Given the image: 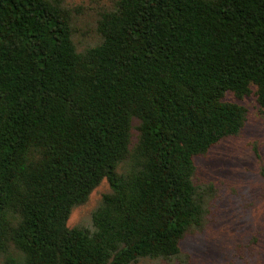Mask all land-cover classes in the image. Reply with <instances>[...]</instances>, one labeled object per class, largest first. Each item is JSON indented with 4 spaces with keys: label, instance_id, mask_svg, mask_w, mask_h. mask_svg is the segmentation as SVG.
Returning a JSON list of instances; mask_svg holds the SVG:
<instances>
[{
    "label": "trees",
    "instance_id": "obj_1",
    "mask_svg": "<svg viewBox=\"0 0 264 264\" xmlns=\"http://www.w3.org/2000/svg\"><path fill=\"white\" fill-rule=\"evenodd\" d=\"M79 14L0 0V264H190L195 158L246 120L225 96L264 113V0H109L78 43Z\"/></svg>",
    "mask_w": 264,
    "mask_h": 264
},
{
    "label": "rangeland",
    "instance_id": "obj_2",
    "mask_svg": "<svg viewBox=\"0 0 264 264\" xmlns=\"http://www.w3.org/2000/svg\"><path fill=\"white\" fill-rule=\"evenodd\" d=\"M66 1L80 7L77 28L84 37H78V43L92 38L94 15L109 0ZM225 100L245 107L246 120L237 136L195 158L194 182L205 186L210 201L204 226L187 235L181 249L190 264H264V182L259 175L264 161V113L253 96L236 99L227 94ZM108 192L103 180L83 205L72 210L67 226L89 225L91 212Z\"/></svg>",
    "mask_w": 264,
    "mask_h": 264
}]
</instances>
